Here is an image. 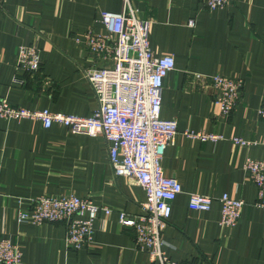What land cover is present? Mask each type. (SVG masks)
<instances>
[{
    "label": "crops",
    "instance_id": "0c3cea01",
    "mask_svg": "<svg viewBox=\"0 0 264 264\" xmlns=\"http://www.w3.org/2000/svg\"><path fill=\"white\" fill-rule=\"evenodd\" d=\"M123 0H4L0 2V99L16 108L88 117L97 103L84 79L88 68L110 67L84 45L86 33L107 34L104 12L120 13ZM135 17L151 21L149 48L170 55L174 70L163 80L160 118L174 120L177 134L165 149V177L181 185L161 234L165 255L190 264H264V213L255 206L257 189L242 165L264 161V0H231L209 10L202 0H128ZM112 40L116 39L111 35ZM39 50L35 75L12 83L17 51ZM200 75L201 78H196ZM241 79V96L229 115L213 105V76ZM184 131L217 133L223 140L201 142ZM241 138L249 145L231 141ZM212 199L207 212L188 209L190 194ZM243 202L234 227H222L219 198ZM74 195L98 207L91 245L73 250L65 243L66 223H19L17 213L40 196ZM145 196L133 181L115 177L108 144L97 135L72 134L53 124L0 119V239L16 244L20 264H153L134 245L132 229L118 213L141 214Z\"/></svg>",
    "mask_w": 264,
    "mask_h": 264
},
{
    "label": "built area",
    "instance_id": "2783aa9c",
    "mask_svg": "<svg viewBox=\"0 0 264 264\" xmlns=\"http://www.w3.org/2000/svg\"><path fill=\"white\" fill-rule=\"evenodd\" d=\"M4 0H0L2 2ZM209 10L223 9L231 0H202ZM123 0L120 13L104 12L100 23L107 34L86 33L85 49L97 59H110V67L88 68L84 79L91 87L97 107L88 117L65 115L49 110L31 111L9 105L0 99V119L38 121L45 129L53 124L66 127L72 134L91 137L102 136L108 144V159L115 177L129 179L142 189L145 201L141 214L132 217L118 213V223L134 232V245L144 251L153 264H190L170 260L164 252L161 239L171 214V203L181 194V185L165 177L161 167L165 149L177 134L174 120L160 118L163 80L174 70L170 55L155 57L149 48L151 21L138 19ZM111 35L116 39L112 40ZM39 50L32 45H22L17 51V64L12 83L24 86L25 73L39 72ZM195 77L201 78L200 75ZM213 105L222 115L234 111L241 96V79L213 76ZM257 117L264 120V106L257 110ZM184 136L201 142L216 143L223 140L217 133L184 131ZM238 147L250 144L241 138H232ZM257 189L255 206L264 213V161L246 159L242 165ZM212 199L209 196L190 194L188 209L207 212ZM220 222L222 227H234L240 216L243 202L222 194ZM99 213L110 215L108 208L98 207L88 199L74 195L56 197L40 196L32 199L27 210L17 213L19 223L40 226L44 223H66L65 243L75 251L93 242V224ZM20 248L7 239H0V264H20Z\"/></svg>",
    "mask_w": 264,
    "mask_h": 264
}]
</instances>
